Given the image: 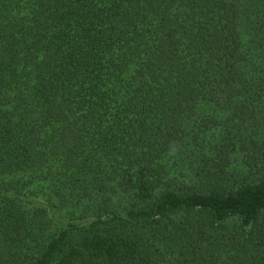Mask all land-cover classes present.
<instances>
[{"label": "trees", "instance_id": "trees-1", "mask_svg": "<svg viewBox=\"0 0 264 264\" xmlns=\"http://www.w3.org/2000/svg\"><path fill=\"white\" fill-rule=\"evenodd\" d=\"M0 264H264V0H0Z\"/></svg>", "mask_w": 264, "mask_h": 264}, {"label": "rangeland", "instance_id": "rangeland-1", "mask_svg": "<svg viewBox=\"0 0 264 264\" xmlns=\"http://www.w3.org/2000/svg\"><path fill=\"white\" fill-rule=\"evenodd\" d=\"M249 167H247L245 165V163H243L241 161V155H239L238 157H236V160L234 161L233 165H232V170L236 171L237 174L239 175V178L241 179L242 177H244L245 174H247V169ZM259 176V173L258 174H254L252 178H255Z\"/></svg>", "mask_w": 264, "mask_h": 264}]
</instances>
